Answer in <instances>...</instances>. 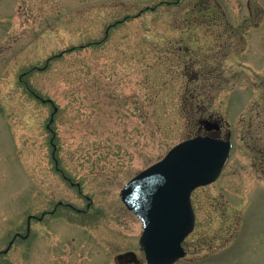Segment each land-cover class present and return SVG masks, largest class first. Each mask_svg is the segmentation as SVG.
Here are the masks:
<instances>
[{
  "label": "rangeland",
  "instance_id": "obj_1",
  "mask_svg": "<svg viewBox=\"0 0 264 264\" xmlns=\"http://www.w3.org/2000/svg\"><path fill=\"white\" fill-rule=\"evenodd\" d=\"M202 121L234 150L193 195L179 264H264V0H0V252L59 201L91 209L34 224L40 256L60 258L41 247L74 233L97 235L102 254L136 250L142 225L121 189L180 142L212 136ZM27 251L18 239L0 264H27Z\"/></svg>",
  "mask_w": 264,
  "mask_h": 264
},
{
  "label": "water",
  "instance_id": "obj_2",
  "mask_svg": "<svg viewBox=\"0 0 264 264\" xmlns=\"http://www.w3.org/2000/svg\"><path fill=\"white\" fill-rule=\"evenodd\" d=\"M231 148L209 137L185 141L124 188L121 197L144 223L141 244L149 264H174L185 255L181 245L195 225L192 192L218 179Z\"/></svg>",
  "mask_w": 264,
  "mask_h": 264
},
{
  "label": "flooded vegetation",
  "instance_id": "obj_3",
  "mask_svg": "<svg viewBox=\"0 0 264 264\" xmlns=\"http://www.w3.org/2000/svg\"><path fill=\"white\" fill-rule=\"evenodd\" d=\"M254 15H255L254 11L252 10L249 18L246 19L245 21L254 20L255 19ZM214 131L215 130H213V132L211 131L210 134H212V136L214 137H219L217 136L218 134L214 133ZM215 132L217 133V131ZM67 180L68 182H70V184L73 187H75L76 184L73 183L71 179H67ZM77 186L79 187V185ZM58 203H60V201ZM57 204L54 205L52 210H49V209L44 210L41 213L42 215L40 217L37 216V214L34 212L30 213L27 218L26 234L23 235L22 233H15L13 239L9 243L8 248L4 251H1L0 256L2 255L1 253L3 252L8 253L11 250V247L14 245L16 240L24 239L27 242V247H28L27 264H36V263L38 264H41V263H44V264H146L145 252L141 248L139 244V240H138V245H137L138 247H136V250L132 249V250L121 251L117 253L116 255H113V251L111 249L112 245L107 244L108 248L106 249H108L109 252L102 254L101 252L96 251L98 246L102 247V244H101L102 239L98 241L96 238L97 235L95 236L91 235L89 237L88 236L85 237V236L77 235L74 233L72 234L74 236L68 235L67 237H64L65 239H63L64 241L61 246L57 245V247L52 248L50 244H47L46 246L48 248H46L45 246L41 247L42 251L44 250L50 251V249H53L54 251H58L59 254L62 253V256L60 258L59 257L58 258L49 257L48 255L44 253L42 254V256H40V254H37L35 252V245L37 244V242L36 240H33L32 238L34 224H36L37 222H41V223L44 222L48 216L50 217V216L57 214L61 209H69L73 211L74 213L80 214V216H83V217H84V214L88 213L91 209V206H90L91 203L87 205L86 210H83V208H78L72 203H62V204L60 203L59 206H57ZM183 246L188 253L187 243L185 242ZM82 248H84L85 252H87L88 255L83 257V254H80V252L82 251ZM63 252L69 254L70 256L67 258L66 257L64 258ZM127 253H132V254H130L129 257H123L121 259L118 258L120 255H124ZM140 256L142 258H140Z\"/></svg>",
  "mask_w": 264,
  "mask_h": 264
},
{
  "label": "trees",
  "instance_id": "obj_4",
  "mask_svg": "<svg viewBox=\"0 0 264 264\" xmlns=\"http://www.w3.org/2000/svg\"><path fill=\"white\" fill-rule=\"evenodd\" d=\"M254 167L259 175L264 178V140L254 146Z\"/></svg>",
  "mask_w": 264,
  "mask_h": 264
}]
</instances>
